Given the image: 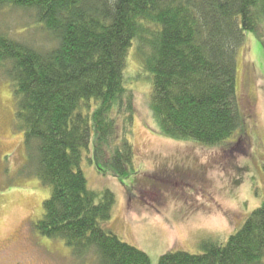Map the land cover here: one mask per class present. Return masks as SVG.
I'll return each instance as SVG.
<instances>
[{
    "label": "trees",
    "instance_id": "trees-1",
    "mask_svg": "<svg viewBox=\"0 0 264 264\" xmlns=\"http://www.w3.org/2000/svg\"><path fill=\"white\" fill-rule=\"evenodd\" d=\"M4 9L32 14L22 33L50 43L34 47L0 28V75L11 84L25 165L49 189L34 229L61 240L79 264H151L105 227L114 195L89 190L83 155L92 149L120 180L135 174L131 49L150 79L163 137L216 147L240 132L236 56L245 33L264 48V0H0ZM262 193L225 244L207 242L200 255L169 252L158 264H264Z\"/></svg>",
    "mask_w": 264,
    "mask_h": 264
},
{
    "label": "rangeland",
    "instance_id": "rangeland-1",
    "mask_svg": "<svg viewBox=\"0 0 264 264\" xmlns=\"http://www.w3.org/2000/svg\"><path fill=\"white\" fill-rule=\"evenodd\" d=\"M32 23V14L0 11V28L10 36L48 48L44 35L22 33ZM125 75L134 97L129 141L135 174L120 180L104 172L92 149L81 163L89 190L114 195L105 227L145 253L151 264L169 252L200 255L207 242L225 244L263 194L264 48L252 33L244 34L236 56L243 125L216 147L169 140L159 133L149 107L150 79L134 49ZM14 115L11 84L0 75V264H79L61 240L42 237L34 229L49 189L33 176V166L25 165L23 134L14 126Z\"/></svg>",
    "mask_w": 264,
    "mask_h": 264
}]
</instances>
